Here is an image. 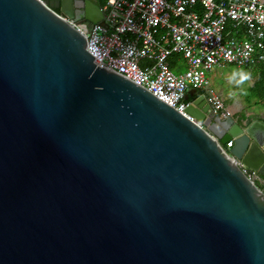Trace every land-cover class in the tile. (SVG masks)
I'll return each instance as SVG.
<instances>
[{
    "label": "water",
    "instance_id": "95a60500",
    "mask_svg": "<svg viewBox=\"0 0 264 264\" xmlns=\"http://www.w3.org/2000/svg\"><path fill=\"white\" fill-rule=\"evenodd\" d=\"M101 12L0 0V264H264V122L97 67L67 22Z\"/></svg>",
    "mask_w": 264,
    "mask_h": 264
},
{
    "label": "built area",
    "instance_id": "2783aa9c",
    "mask_svg": "<svg viewBox=\"0 0 264 264\" xmlns=\"http://www.w3.org/2000/svg\"><path fill=\"white\" fill-rule=\"evenodd\" d=\"M101 11L99 23L67 22L84 37L96 66L123 76L192 122L185 109L205 94L212 115L232 118L208 73L264 66V0H107ZM189 91L202 94L186 100ZM243 119L263 121L264 108L246 111ZM231 147L229 142L224 152ZM236 164L264 193L257 172Z\"/></svg>",
    "mask_w": 264,
    "mask_h": 264
},
{
    "label": "rangeland",
    "instance_id": "374dc122",
    "mask_svg": "<svg viewBox=\"0 0 264 264\" xmlns=\"http://www.w3.org/2000/svg\"><path fill=\"white\" fill-rule=\"evenodd\" d=\"M235 70L236 69L234 67H228V69L223 72L213 70L210 74L208 73V80L213 89L218 91L221 90L224 96H227L228 92H233V94L239 95L237 97L241 98L243 109L238 113V115H242L244 118V113L246 111L255 114L259 110H262L264 106L255 103V101L250 98L249 81L240 88H236L228 83V76ZM230 88L232 90H230Z\"/></svg>",
    "mask_w": 264,
    "mask_h": 264
},
{
    "label": "trees",
    "instance_id": "16d2710c",
    "mask_svg": "<svg viewBox=\"0 0 264 264\" xmlns=\"http://www.w3.org/2000/svg\"><path fill=\"white\" fill-rule=\"evenodd\" d=\"M107 0H99V4L103 7ZM171 68H174L173 60L171 61ZM252 87L249 88L250 98L255 103L264 106V66L258 65L252 71Z\"/></svg>",
    "mask_w": 264,
    "mask_h": 264
},
{
    "label": "crops",
    "instance_id": "0c3cea01",
    "mask_svg": "<svg viewBox=\"0 0 264 264\" xmlns=\"http://www.w3.org/2000/svg\"><path fill=\"white\" fill-rule=\"evenodd\" d=\"M99 1V0H98ZM253 69L254 68H252V69H250V70H245L246 72H248V73H250L251 74V79L249 80V88L250 87H252V71H253ZM237 70V69H236ZM218 72V71H217ZM219 72H223V71H219ZM210 74V73H209ZM207 79H208V74H207ZM209 81V80H208ZM210 83V82H209ZM228 84V83H227ZM210 86H211V84H210ZM211 88H212V90L215 92V93H217L218 95H220L221 96V98H222V100H223V102H224V105L227 107V109H229L230 110V112L232 113V119H234V120H238V121H240V120H243V117H242V115H238V113L242 110V108H243V105H242V101H241V98H239V97H237V96H239V95H236V94H233V92H228V95L227 96H224L223 95V92L221 91V90H215V89H213V87L211 86ZM230 90H232L231 88H230ZM191 92H193V91H189V93H191ZM188 93V94H189ZM230 93V94H229ZM200 94H202V92H197V94L195 95V96H197V95H200ZM195 96L194 97H191V98H189L188 100H192L193 98H195ZM261 121V120H260ZM262 122H264V120L262 121Z\"/></svg>",
    "mask_w": 264,
    "mask_h": 264
},
{
    "label": "clouds",
    "instance_id": "9594fccd",
    "mask_svg": "<svg viewBox=\"0 0 264 264\" xmlns=\"http://www.w3.org/2000/svg\"><path fill=\"white\" fill-rule=\"evenodd\" d=\"M227 79L230 85L240 88L251 79V74L243 69H237L233 71Z\"/></svg>",
    "mask_w": 264,
    "mask_h": 264
}]
</instances>
